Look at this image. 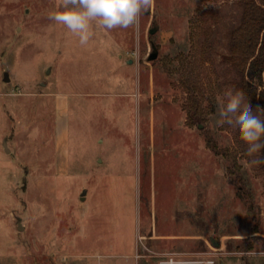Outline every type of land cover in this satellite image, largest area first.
<instances>
[{
    "label": "rangeland",
    "instance_id": "rangeland-1",
    "mask_svg": "<svg viewBox=\"0 0 264 264\" xmlns=\"http://www.w3.org/2000/svg\"><path fill=\"white\" fill-rule=\"evenodd\" d=\"M56 10L0 0V264H264V154L218 123L226 90L250 103L240 0H154L86 46Z\"/></svg>",
    "mask_w": 264,
    "mask_h": 264
},
{
    "label": "clouds",
    "instance_id": "clouds-1",
    "mask_svg": "<svg viewBox=\"0 0 264 264\" xmlns=\"http://www.w3.org/2000/svg\"><path fill=\"white\" fill-rule=\"evenodd\" d=\"M153 6L154 0H55L57 10L49 14V19L66 27L78 37L81 46H86L92 36L93 22L105 30L127 29L138 24L140 15ZM217 109L219 124L238 127L241 140L248 145V156L264 148V142H261L264 137V108L257 106L253 110L250 103H245L242 91L228 89ZM259 164H264V159L256 157L249 161V165Z\"/></svg>",
    "mask_w": 264,
    "mask_h": 264
},
{
    "label": "trees",
    "instance_id": "trees-1",
    "mask_svg": "<svg viewBox=\"0 0 264 264\" xmlns=\"http://www.w3.org/2000/svg\"><path fill=\"white\" fill-rule=\"evenodd\" d=\"M240 2L243 14L241 25L232 32L231 57L241 73L249 102L264 108V0ZM262 151L264 154V148ZM243 188L239 186L238 192Z\"/></svg>",
    "mask_w": 264,
    "mask_h": 264
},
{
    "label": "crops",
    "instance_id": "crops-1",
    "mask_svg": "<svg viewBox=\"0 0 264 264\" xmlns=\"http://www.w3.org/2000/svg\"><path fill=\"white\" fill-rule=\"evenodd\" d=\"M64 99V103H66ZM63 115V113H62ZM65 117V118H64ZM64 119V120H63ZM63 121L61 120L60 123L58 124V131H57V141H56V159H57V166L59 167H68L69 166V161H68V156H69V147H70V134H69V122H68V113H64L63 115ZM65 121V122H64ZM100 143L104 142L103 137L99 139ZM6 144V143H5ZM157 236V235H156ZM157 237H173L172 235H166L162 236L159 235Z\"/></svg>",
    "mask_w": 264,
    "mask_h": 264
},
{
    "label": "water",
    "instance_id": "water-1",
    "mask_svg": "<svg viewBox=\"0 0 264 264\" xmlns=\"http://www.w3.org/2000/svg\"><path fill=\"white\" fill-rule=\"evenodd\" d=\"M155 31H156L155 29H151L150 32H151L152 34H154ZM156 58H157V52L154 51V52H152V53L150 54V56H149V60H154V59H156ZM130 62H131V61H130ZM7 78H8V77H7ZM7 78H6V79H7ZM215 244L217 245L218 242H215Z\"/></svg>",
    "mask_w": 264,
    "mask_h": 264
}]
</instances>
